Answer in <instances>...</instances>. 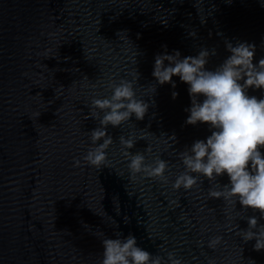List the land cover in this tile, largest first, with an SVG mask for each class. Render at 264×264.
I'll list each match as a JSON object with an SVG mask.
<instances>
[{
  "label": "water",
  "instance_id": "95a60500",
  "mask_svg": "<svg viewBox=\"0 0 264 264\" xmlns=\"http://www.w3.org/2000/svg\"><path fill=\"white\" fill-rule=\"evenodd\" d=\"M225 41L255 44L254 64L264 58L262 0H0V264H101V232L132 234L151 255L175 251L183 264H264V250L236 235L259 213L209 199L207 179L187 191L171 186L184 170L179 152L211 134L185 124L188 85L173 77L175 89H148L164 46L182 57L215 48L206 66L214 70L229 55ZM138 73L137 97L154 95V107L143 121L109 126L107 166L86 165L98 126L91 100ZM130 132L144 137L132 154L168 162V184L130 176L119 144ZM217 182L228 184L227 175ZM214 236L223 237L215 250Z\"/></svg>",
  "mask_w": 264,
  "mask_h": 264
},
{
  "label": "clouds",
  "instance_id": "9594fccd",
  "mask_svg": "<svg viewBox=\"0 0 264 264\" xmlns=\"http://www.w3.org/2000/svg\"><path fill=\"white\" fill-rule=\"evenodd\" d=\"M225 47L229 53L227 58L214 70H209L206 66L210 57L217 54L215 48L200 47L197 55L182 57L178 50L168 54L164 46L165 52L154 58L152 76L156 83L148 89L154 95L157 86L171 84L175 89L173 77H178L188 85L191 100V106L185 109L188 113L185 124H206L211 131L205 140H196L179 152L184 170L172 183L173 190L199 188L207 179L211 185L207 192L209 199L222 200L234 206V211L238 202L242 211L259 213V219L256 215L243 218L247 220L248 228L238 230L237 225L236 235L244 243L254 240V251L260 252L264 250V224L259 223L264 219V155L261 152L264 149V98L249 96L248 90H264V58L253 63L255 44L237 41L233 45L225 41ZM138 80L139 73L136 80L112 81L108 84L112 93L110 97L91 100L89 118L98 121V126L90 132L92 146L82 158L86 165L107 166L108 150L114 144L107 131L109 126L122 128L130 124L133 117L143 121L150 107H154V95L148 100L137 97ZM177 96L178 93L173 91L172 98ZM171 137L176 142L175 136ZM143 138L131 132L127 138L123 134L119 136L130 176L168 184L167 161L156 157L149 162L144 152L132 154L129 151ZM73 165L79 167L81 161L74 160ZM225 174L229 183L221 185L217 180ZM101 235V264H183L175 251L168 252L166 259L151 255L137 246V239L132 234L124 237L117 232L114 234L116 238H108L102 232ZM222 241L223 237L214 236L208 240L207 247L215 250ZM209 264L214 261L210 259Z\"/></svg>",
  "mask_w": 264,
  "mask_h": 264
}]
</instances>
